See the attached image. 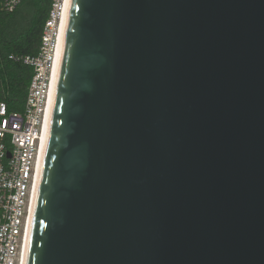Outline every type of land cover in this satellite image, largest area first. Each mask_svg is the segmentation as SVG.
<instances>
[{
    "label": "water",
    "instance_id": "1",
    "mask_svg": "<svg viewBox=\"0 0 264 264\" xmlns=\"http://www.w3.org/2000/svg\"><path fill=\"white\" fill-rule=\"evenodd\" d=\"M23 264H264V0H66Z\"/></svg>",
    "mask_w": 264,
    "mask_h": 264
},
{
    "label": "built area",
    "instance_id": "2",
    "mask_svg": "<svg viewBox=\"0 0 264 264\" xmlns=\"http://www.w3.org/2000/svg\"><path fill=\"white\" fill-rule=\"evenodd\" d=\"M22 0H0L12 13ZM64 0H52L37 56L14 57L33 69L23 110L0 102V264H23L46 125L58 27Z\"/></svg>",
    "mask_w": 264,
    "mask_h": 264
},
{
    "label": "trees",
    "instance_id": "3",
    "mask_svg": "<svg viewBox=\"0 0 264 264\" xmlns=\"http://www.w3.org/2000/svg\"><path fill=\"white\" fill-rule=\"evenodd\" d=\"M52 0H22L12 13L0 3V102L7 111L21 112L33 69L14 57L37 56Z\"/></svg>",
    "mask_w": 264,
    "mask_h": 264
},
{
    "label": "bare ground",
    "instance_id": "4",
    "mask_svg": "<svg viewBox=\"0 0 264 264\" xmlns=\"http://www.w3.org/2000/svg\"><path fill=\"white\" fill-rule=\"evenodd\" d=\"M65 2H66V0H64L62 16H61V19L59 22V27H58L57 45H56L53 68H52V77H51V85H50L49 96H48L46 118H47V113H48V106H49V100H50V94H51V88H52V82H53V76H54V70H55V63H56V57H57V51H58V45H59V39H60V33H61V26H62L63 14H64ZM39 162H40V159H39ZM38 168H39V166H38Z\"/></svg>",
    "mask_w": 264,
    "mask_h": 264
}]
</instances>
